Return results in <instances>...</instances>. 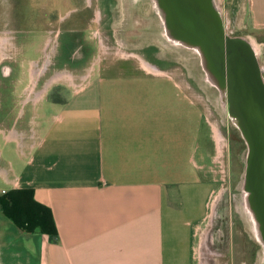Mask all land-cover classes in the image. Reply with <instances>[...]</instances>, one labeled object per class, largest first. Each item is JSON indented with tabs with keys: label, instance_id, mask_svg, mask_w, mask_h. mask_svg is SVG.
Instances as JSON below:
<instances>
[{
	"label": "crops",
	"instance_id": "obj_1",
	"mask_svg": "<svg viewBox=\"0 0 264 264\" xmlns=\"http://www.w3.org/2000/svg\"><path fill=\"white\" fill-rule=\"evenodd\" d=\"M246 11L264 46V0H246ZM130 60L69 72L85 82L54 90L34 88L30 62L17 119L0 121V196L33 190L58 236L26 233L0 209V264H193L218 136L181 74L119 67Z\"/></svg>",
	"mask_w": 264,
	"mask_h": 264
},
{
	"label": "rangeland",
	"instance_id": "obj_2",
	"mask_svg": "<svg viewBox=\"0 0 264 264\" xmlns=\"http://www.w3.org/2000/svg\"><path fill=\"white\" fill-rule=\"evenodd\" d=\"M91 1L98 2L93 9L86 7ZM91 1L0 0V35L4 36L0 39L9 40L6 44L0 41L4 46L0 48V121L17 119L16 97L25 85L30 91V82L41 90L67 87L70 83L77 86L85 78L75 75L94 72L100 60L131 59L119 63L128 72L134 70V62L141 64L144 60L161 70L181 74L184 87L198 95L204 119L209 120L211 131L215 130L220 138L216 137L221 156L212 172L213 192L207 213L193 230V264L264 263L260 240L251 233L240 205L247 148L238 129L224 116L218 91L205 81L200 63L188 54L180 58L155 40L162 28L149 1ZM215 2L228 35L255 40L249 35L251 28H246V0ZM123 8H130L131 14L125 23ZM93 10V26L86 27ZM144 34V39L140 38ZM257 45L258 58L264 66V46ZM31 61L37 65L39 75L29 82ZM57 75L61 77L52 81ZM53 90L49 93L53 94ZM9 154L14 155V151L11 149ZM203 195L201 190V199Z\"/></svg>",
	"mask_w": 264,
	"mask_h": 264
},
{
	"label": "water",
	"instance_id": "obj_3",
	"mask_svg": "<svg viewBox=\"0 0 264 264\" xmlns=\"http://www.w3.org/2000/svg\"><path fill=\"white\" fill-rule=\"evenodd\" d=\"M151 1L165 36L196 51L206 79L245 142L242 191L264 251V66L247 39L227 34L215 0Z\"/></svg>",
	"mask_w": 264,
	"mask_h": 264
},
{
	"label": "trees",
	"instance_id": "obj_4",
	"mask_svg": "<svg viewBox=\"0 0 264 264\" xmlns=\"http://www.w3.org/2000/svg\"><path fill=\"white\" fill-rule=\"evenodd\" d=\"M5 217L26 233H41L56 241L58 231L50 208L37 202L31 189H13L0 196Z\"/></svg>",
	"mask_w": 264,
	"mask_h": 264
},
{
	"label": "bare ground",
	"instance_id": "obj_5",
	"mask_svg": "<svg viewBox=\"0 0 264 264\" xmlns=\"http://www.w3.org/2000/svg\"><path fill=\"white\" fill-rule=\"evenodd\" d=\"M147 1H149L150 3H151V5H153V3H152V1L151 0H147ZM153 7V6H152ZM153 9V8H152ZM153 11L155 12V10L153 9ZM155 14H156V12H155ZM131 14H130V8H128V9H125V8H123V22L125 23L126 22V20L129 18V16H130ZM157 16H158V14H156ZM158 19H160V18H158ZM160 23H161V21H160ZM161 32H159V33H156V41L159 43V44H161V46H162V48L163 49H169L168 51H170V52H172V53H175L177 56H179L180 58H184V56H185V54H188L190 57H193V58H195V59H197L198 60V63H200V61H199V59H198V56H197V53H196V51H194V50H190V49H187V48H185V47H183L182 45H180V44H178V43H175V42H173V41H171V40H169L166 36H165V34H164V31H163V27H162V23H161ZM120 31V30H119ZM146 36V34H144L143 36H141L140 38H143L144 39V37ZM135 39H137V37L135 38ZM245 39H247V38H245ZM142 40V39H141ZM249 42H250V44L254 47V49L256 50V52H257V55H258V57H259V54H258V48H257V43H256V41L255 40H253L252 38H249V39H247ZM188 55H186V56H188ZM204 77V79H205V81L207 82L208 80L206 79V76L204 75L203 76ZM209 82V81H208ZM209 84V83H208ZM210 85V84H209ZM211 86V85H210ZM217 91V90H216ZM218 96H219V92H218ZM218 102H219V104H220V106H221V110H222V112L224 113V116H227L226 114V112H225V108L222 106V104H221V100H220V96H219V98H218ZM243 181V180H242ZM244 197H246L245 196V194L243 193V191H242V183H241V202H240V205H241V208H242V213H243V217H244V220H245V222H246V224L248 225V227H249V229H250V231H251V233L252 234H254V236L255 237H257L256 236V231H255V228H254V226H253V223H252V220H251V217H250V213L248 212V208L246 207V205H245V198ZM263 258H264V256H263ZM261 264H264V263H262V260H261Z\"/></svg>",
	"mask_w": 264,
	"mask_h": 264
},
{
	"label": "flooded vegetation",
	"instance_id": "obj_6",
	"mask_svg": "<svg viewBox=\"0 0 264 264\" xmlns=\"http://www.w3.org/2000/svg\"><path fill=\"white\" fill-rule=\"evenodd\" d=\"M91 1V0H90ZM95 5L97 6L98 5V2L96 1V2H90V4L88 5V6H86V7H88V8H90V9H93V7H95ZM93 16H94V10H93V12H92V14L86 19V27H88L89 25L90 26H93L92 24L94 23V19H93ZM96 26V25H95ZM98 26V25H97ZM0 37H4V36H1L0 35ZM0 41H2L3 42V44H6V42H9V40H3V39H0ZM0 48L2 49V48H4V46H0ZM1 52L4 54V52L1 50ZM141 62L146 66V67H148L149 69H151V70H157V68L154 66V65H152L151 63H148V62H146V61H144V60H141ZM245 167H246V165H245ZM246 169V168H245ZM244 169V170H245ZM244 174H245V172H244ZM244 179V178H243ZM263 225L259 222L258 224H257V228H258V231L260 232V234H262L263 235V230H262V227ZM259 244V243H258ZM259 246H260V244H259ZM261 247V246H260Z\"/></svg>",
	"mask_w": 264,
	"mask_h": 264
}]
</instances>
